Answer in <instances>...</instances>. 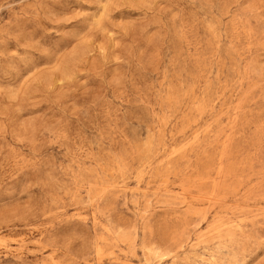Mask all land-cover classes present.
<instances>
[{
	"label": "rangeland",
	"instance_id": "obj_1",
	"mask_svg": "<svg viewBox=\"0 0 264 264\" xmlns=\"http://www.w3.org/2000/svg\"><path fill=\"white\" fill-rule=\"evenodd\" d=\"M0 264H264V0H0Z\"/></svg>",
	"mask_w": 264,
	"mask_h": 264
}]
</instances>
